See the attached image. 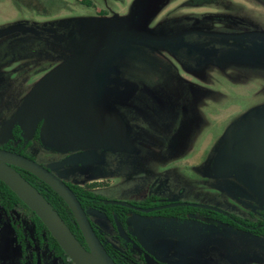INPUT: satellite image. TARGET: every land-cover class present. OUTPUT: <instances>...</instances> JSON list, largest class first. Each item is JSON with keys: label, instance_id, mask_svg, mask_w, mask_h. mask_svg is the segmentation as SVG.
Returning <instances> with one entry per match:
<instances>
[{"label": "rangeland", "instance_id": "1", "mask_svg": "<svg viewBox=\"0 0 264 264\" xmlns=\"http://www.w3.org/2000/svg\"><path fill=\"white\" fill-rule=\"evenodd\" d=\"M62 1L66 2L64 8L47 0H34L49 11L42 13L18 5L14 0H0V29L23 21L46 24L80 19L88 24L83 42L87 43L104 33L102 24L110 20L136 18L139 30L152 34L166 22L199 15L202 17L195 19L199 29L213 36L206 37L205 45L212 51L205 53L204 61L190 48L189 58L179 61L163 47L153 45L143 46L158 62L128 55L111 60L112 68L117 63L122 66L128 82H123L126 86L114 85L118 88L114 91L108 90V104L127 118L128 140L133 150L112 151L108 154V163L97 164L96 171L108 173L98 178L108 189L103 193L108 199L140 202L157 178L163 182L165 177L180 181L196 177L193 166L204 162L215 146L222 151L235 132L252 122L263 121L264 0H87L91 4L83 3L84 0ZM223 34L228 37L224 38ZM58 39L54 38L44 58L32 61L27 73L19 76L25 61L4 69L13 75L10 83L5 84L3 79L0 82V88H4L0 90V131L35 86L74 56L57 46ZM82 50L85 52L86 46ZM159 62L170 64L172 69L169 66L165 69ZM174 71L183 80L177 91L188 90L176 105L171 100V92L177 87L172 76ZM101 96L99 89L94 101L101 100ZM141 123L145 124L144 128ZM0 142L3 143L1 135ZM31 154L41 164L62 156L60 151L53 153L39 146H35ZM57 174L61 176L59 171ZM217 184L220 188L227 187L223 182ZM249 186L252 189L249 202L263 204V184L253 182ZM209 187L206 189L205 182H200L197 188L208 197L218 194ZM235 187L234 184L230 186L231 192L239 189L234 190ZM165 228L155 226L152 230L165 233ZM223 247L224 264H264L263 243L258 239L226 235ZM155 248L163 261L188 263L189 248L167 239H161ZM230 251H234L231 254L236 257H227Z\"/></svg>", "mask_w": 264, "mask_h": 264}, {"label": "flooded vegetation", "instance_id": "2", "mask_svg": "<svg viewBox=\"0 0 264 264\" xmlns=\"http://www.w3.org/2000/svg\"><path fill=\"white\" fill-rule=\"evenodd\" d=\"M150 45L160 46L168 51L167 45L162 43L154 41ZM171 55L182 61L177 55ZM168 66L172 69L170 64L163 67L168 69ZM172 76L177 87L174 93L170 91L171 100L176 105L188 90L177 91L183 80L175 71ZM110 111L123 118L129 137L127 118L121 112ZM42 124L43 121L36 128L41 129ZM140 126L144 128L145 124L141 123ZM35 133L29 140L34 138ZM12 140L13 138L0 142V148L4 149ZM35 146L45 148L42 144ZM217 146L212 150L213 155L211 152L204 162L191 168L196 177H186L181 181L165 177L163 182L157 178L148 187L147 195L142 201L126 202L133 208L110 203L112 200L103 195L108 190L107 187L98 182V178L108 173L96 171L97 164L108 163V154L118 152L116 150L86 148L60 151L62 156L59 159L42 164L34 156L29 158L50 169L70 187L87 213L96 235L104 247L105 244L110 246L120 263L183 264L163 261L156 252V243L167 239L190 249L186 264H224L226 252L223 239L226 235L258 239L263 243L264 249V202H249L252 200L250 183H262L264 190V165L220 155L222 148L216 149ZM200 182H205L206 189L210 186L209 189L218 194L208 197L204 191L200 192L197 188ZM217 182H223L227 187L220 188ZM188 184L192 187L189 188ZM233 184L236 185L234 190L239 187L236 192H231L230 186ZM222 198L224 200L221 203ZM108 205L125 209L118 210L116 214ZM155 226H164L167 231H154L152 229ZM48 232L50 231L36 213L20 198L17 200L7 191L0 180V264H63L61 256L50 250ZM84 247L88 249L87 244ZM231 253L234 251H230L227 257H236Z\"/></svg>", "mask_w": 264, "mask_h": 264}, {"label": "water", "instance_id": "3", "mask_svg": "<svg viewBox=\"0 0 264 264\" xmlns=\"http://www.w3.org/2000/svg\"><path fill=\"white\" fill-rule=\"evenodd\" d=\"M138 24L136 18L110 20L102 24L104 33L82 43V49L86 46L85 52L82 50L74 55L35 86L21 108L1 130L3 143L13 138L15 126L20 127L24 139H31L36 126L43 121L41 142L56 151L103 148L131 152L133 146L128 140L123 118L96 104L93 97L100 89L97 70L111 61L127 43L150 45L152 40L158 39L140 31ZM220 155L264 165V120L252 122L233 134ZM16 168L45 182L66 202L88 249L75 238L46 198ZM0 180L36 213L73 264H80L75 253L82 255L88 264H116L96 235L74 192L50 169L29 157L0 148ZM110 203L133 208L122 201ZM55 218L66 226L70 239L59 233Z\"/></svg>", "mask_w": 264, "mask_h": 264}, {"label": "trees", "instance_id": "4", "mask_svg": "<svg viewBox=\"0 0 264 264\" xmlns=\"http://www.w3.org/2000/svg\"><path fill=\"white\" fill-rule=\"evenodd\" d=\"M18 5H26L30 8H34L42 13H49L44 7H40L35 4L34 0L28 2H20L14 0ZM49 3L56 5L58 8H64L65 1L62 0H47ZM83 3L91 4V2L84 0ZM47 11V12H46ZM202 17L199 15H193L190 17L181 18L174 21L166 22L156 28L152 35L158 37V39L152 40V43L159 42L167 45V49L171 54L177 55L180 59L189 58V50L193 49L201 61H204L208 54L212 50H208L205 45L206 37H213L210 33H205L199 29V24L195 22V19ZM223 17V16H222ZM221 18V17H219ZM221 21V20H220ZM226 23V22H225ZM88 24L81 22L80 19L62 20L50 23H36L23 21L15 25L7 26L0 29V82L6 81L5 84L10 83L13 72L4 71L5 68L10 67L12 64L25 61L22 65L23 69L20 70V75L27 73V68H31L32 61H36L45 57L48 52V48L58 39V47L70 56L81 53L82 43L84 42ZM227 34H223L226 38ZM190 48V49H189ZM122 55H128L133 58L145 57L148 59L156 60V57L152 52L146 50L143 45L137 43H127L126 47L119 51V53L113 58L118 60ZM139 55V56H138ZM157 62L159 60H156ZM109 61L104 66L97 70V78L100 84V91L102 92L101 100L96 103L105 108L115 111V107L108 104V90L114 91L117 85L126 86L123 82H128L124 78L122 69L118 63L115 68H112ZM161 63V62H159ZM162 64V63H161ZM164 66V64H162ZM26 69V70H25ZM116 69V70H115ZM25 70V71H24ZM116 85V87H114ZM139 86V84H137ZM4 88H0L3 90ZM134 89V88H133ZM117 111V110H116ZM119 112V111H118ZM3 118V116L1 117ZM40 128H36L35 136L32 140H26L23 138V132L19 126H16L13 131V140L8 142L4 146V149L14 151L18 154L32 157L31 151L34 149L35 144L41 145ZM43 145V144H42ZM50 151H56L52 148L46 147ZM18 172L33 186L35 187L50 203L53 209L57 212L63 222L66 224L75 238L84 246H86L82 232L75 221V218L64 202V200L54 192L45 182L34 176L33 174L16 168ZM2 186L9 191L13 196L19 200V197L4 183L1 181ZM98 199V197H96ZM108 207L116 214L118 210L125 209L117 205H108ZM49 235V247L50 250L58 253L63 264H73L69 259V256L64 252L57 240L48 232ZM105 248L112 256L117 264L120 263L108 244H105Z\"/></svg>", "mask_w": 264, "mask_h": 264}, {"label": "bare ground", "instance_id": "5", "mask_svg": "<svg viewBox=\"0 0 264 264\" xmlns=\"http://www.w3.org/2000/svg\"><path fill=\"white\" fill-rule=\"evenodd\" d=\"M54 222H55V225H56V227H57L59 233H60L64 238H66V239H70V235H69V232H68L66 226H65V225H64V224H63L58 218H55V221H54ZM74 255H75L76 259L78 260V262H79L80 264H88V263L86 262L85 258H84L82 255H80V254H78V253H75Z\"/></svg>", "mask_w": 264, "mask_h": 264}]
</instances>
